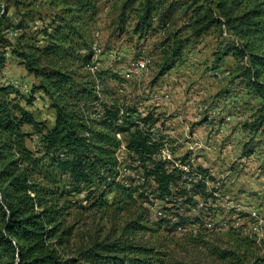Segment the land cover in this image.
Instances as JSON below:
<instances>
[{
  "label": "trees",
  "instance_id": "trees-1",
  "mask_svg": "<svg viewBox=\"0 0 264 264\" xmlns=\"http://www.w3.org/2000/svg\"><path fill=\"white\" fill-rule=\"evenodd\" d=\"M48 3L60 12L41 24L42 38L37 43L13 46L0 27V73L7 64L6 48L13 46L11 52L39 81L33 92L47 94L56 110L53 125L46 126L13 103L18 93L13 85L0 84V264H184L167 256L163 242L154 243L144 235L171 233L193 224L197 233L190 237L202 241L203 232L208 231L202 216L190 222L179 212V199L196 206L194 195L210 197L205 170L196 168L203 178L188 190L183 171H169L166 162L156 158L162 140L153 141L149 131L136 125L132 117L136 110L127 108L130 115L118 124V103L107 105L95 79L83 72L92 61L86 26L98 14L96 0ZM130 15L136 17L133 30L141 36L168 30L187 16L186 27L195 37L212 27H225L236 43L220 49L215 61L230 50L247 58L248 65L239 75L264 101V0H125L120 14L123 24ZM4 17L0 16V26ZM181 31L174 33L173 56L188 41L180 37ZM98 75L101 81L107 76L121 78L105 70ZM99 106L101 118L95 116ZM260 111L251 125L256 130L264 129V104ZM117 133L126 135L127 149L141 159L143 183L129 177L127 184L120 178ZM35 134L40 142L37 148L28 144ZM109 193L114 196L108 198ZM156 199L165 216L152 222L148 216ZM96 216L108 222L109 229L99 222L93 231L80 233L81 242L75 245L77 226ZM213 253L224 264H264V252L215 248Z\"/></svg>",
  "mask_w": 264,
  "mask_h": 264
},
{
  "label": "rangeland",
  "instance_id": "rangeland-1",
  "mask_svg": "<svg viewBox=\"0 0 264 264\" xmlns=\"http://www.w3.org/2000/svg\"><path fill=\"white\" fill-rule=\"evenodd\" d=\"M124 1L96 0L98 14L93 20H87L86 34L90 44L94 33L100 32L103 55L99 72L105 70L121 77L107 76L101 81L98 75L105 103L110 105L122 100L125 107L157 124L158 138L168 141L179 153V158L194 156L196 167L205 170L211 186L214 181L226 177L216 189L220 195L200 198L204 203L203 211L190 209L180 199V213L190 222L195 216H202L205 226L207 222H214L213 229L206 226L208 231L203 232L202 241L190 237L197 233L198 227L193 224L183 230L171 233L161 230L144 237L157 244L163 242L167 256L184 264H224L213 253L215 248L263 253L264 129L256 130L251 125L260 115L264 101L246 78L239 75L242 67L248 65L247 58L242 59L230 50L216 62L217 52L235 38L220 26L195 37L186 27L188 16L177 20L168 30H151L141 36L133 30L136 17L130 15L126 24L120 19ZM57 12L60 8L50 6L48 0H0V16H5L0 27L13 46L23 47L27 42L37 43L42 38L39 33L41 24L48 22ZM178 30H182L180 37L188 41L182 52L173 56V48L177 46L174 33ZM13 46L6 48L7 64L0 73V84L11 80L27 84L28 91L17 89L13 103L32 112L46 126H51L56 117L53 102L43 91L33 92L39 81L27 71L23 60L11 52ZM140 58L151 60L147 70L137 67ZM165 67L164 74H160ZM83 72L88 74L89 71L85 67ZM120 87H124L123 92H119ZM201 105L202 112L199 110ZM200 112L201 118L198 117ZM24 129L32 131L30 126ZM190 133L194 134L196 142L210 140L209 144L214 148L190 150L184 142L185 134ZM122 138L126 143V135L123 134ZM28 144L37 148L39 136L33 135ZM243 157L246 160L242 161ZM107 196L112 198L114 194ZM160 204L156 200L149 212L148 219L152 222L159 219ZM251 209L257 210L259 219L250 217ZM172 221L177 219L173 217ZM99 222L109 229L110 224L98 216L87 217L77 226L74 244L81 242L80 233L93 231ZM250 240L251 243H247Z\"/></svg>",
  "mask_w": 264,
  "mask_h": 264
},
{
  "label": "built area",
  "instance_id": "built-area-1",
  "mask_svg": "<svg viewBox=\"0 0 264 264\" xmlns=\"http://www.w3.org/2000/svg\"><path fill=\"white\" fill-rule=\"evenodd\" d=\"M100 32L97 31L94 33V39L93 42L91 43V50H92V61L91 63H89L87 65V69L88 71L91 73L92 76H94L96 78V89L97 92L99 94V96L101 98L102 94L100 92V84L98 83V74L99 71L101 70L100 65H101V58L103 55V48H102V44L100 42ZM151 60L149 58H140L137 61V67L141 68L142 70H147L149 65H150ZM7 84H11L13 85L16 89H22L25 91H28V86L27 84H24L22 82H20L19 80H11L8 81ZM124 91V87H120L119 92H123ZM123 101L121 100L120 102H118V107H119V119H118V124H124L125 122V117L129 114L127 107H125L124 103H122ZM202 107L203 105L200 106L199 110L202 112ZM198 114V117L201 118L202 117V113ZM97 118H101L102 116V106L98 107V113L95 115ZM132 117L134 118L136 125L145 130V131H149L152 135V140H158V126L157 124L148 122L146 123L143 120V115L139 114V113H134L132 115ZM185 140L184 142L188 145L189 149L192 151H196L197 149H201V148H208L210 147L211 149H213L214 147L209 144L210 140H205L204 143H199L195 141V137L193 136V133L190 134H185ZM117 137L121 140V144L116 152L117 158L119 160V172H120V178L123 179L125 181V183H129V177H136L139 179V182H144V172L142 170V161L140 158L138 157H132L130 151L127 149V142L125 143L123 140V133H117ZM133 154V153H132ZM156 158L162 162H166L167 164V168L169 171H172L173 169H179L183 171V177L188 181L187 185L185 186L188 190H191V187L193 185L194 182L198 181L199 179L203 178V174L196 171V162H195V157L192 156L189 159H182L179 158L178 156L175 155V152L172 148V146L169 144L168 141H162V146L161 149L159 150L158 154L156 155ZM242 161L246 160V157H243L241 159ZM135 167H138V169H136ZM204 180L206 181L207 187L210 189L209 191L211 192V197L213 196H218L219 191L216 189H219L221 184L226 180V177H222L221 180L218 179L216 181L213 182L212 186L210 184V180H209V176H207V178H204ZM208 190V189H207ZM152 197V195H150ZM194 198L198 200V204L196 206L190 205L188 206L190 209H202L204 206V203L201 201V197L200 196H196L194 195ZM157 200V199H156ZM180 200V199H179ZM148 203H145V205ZM150 207L151 205L148 204ZM147 206V205H146ZM155 206V205H154ZM153 206V207H154ZM152 207V208H153ZM181 209V207H180ZM180 212V210H179ZM181 214V213H180ZM249 214L250 217L259 219L258 217V213L257 210L255 209H251L249 210ZM158 215L159 216H165L164 211L160 208L159 206V210H158ZM184 215V214H182ZM176 218V217H175ZM177 219V218H176ZM214 222H207L206 226L209 229H213L214 228ZM185 229V227L179 226L178 230H183Z\"/></svg>",
  "mask_w": 264,
  "mask_h": 264
},
{
  "label": "crops",
  "instance_id": "crops-1",
  "mask_svg": "<svg viewBox=\"0 0 264 264\" xmlns=\"http://www.w3.org/2000/svg\"><path fill=\"white\" fill-rule=\"evenodd\" d=\"M174 152H175V151H174ZM175 155L177 156V155H179V153L175 152Z\"/></svg>",
  "mask_w": 264,
  "mask_h": 264
}]
</instances>
